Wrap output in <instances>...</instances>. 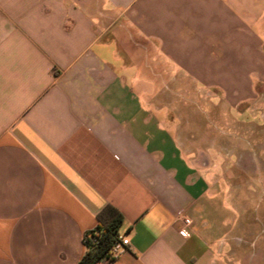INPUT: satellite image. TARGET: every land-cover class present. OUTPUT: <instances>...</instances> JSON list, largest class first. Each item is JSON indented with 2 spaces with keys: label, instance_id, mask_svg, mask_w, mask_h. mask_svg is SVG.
<instances>
[{
  "label": "crops",
  "instance_id": "obj_1",
  "mask_svg": "<svg viewBox=\"0 0 264 264\" xmlns=\"http://www.w3.org/2000/svg\"><path fill=\"white\" fill-rule=\"evenodd\" d=\"M197 87L264 101V0H0V264H77L106 206L110 264H264V145L213 190L180 137Z\"/></svg>",
  "mask_w": 264,
  "mask_h": 264
},
{
  "label": "rangeland",
  "instance_id": "obj_2",
  "mask_svg": "<svg viewBox=\"0 0 264 264\" xmlns=\"http://www.w3.org/2000/svg\"><path fill=\"white\" fill-rule=\"evenodd\" d=\"M189 94V99L180 98L179 101L183 119L182 146L189 157L202 168L206 167L215 183L221 181L222 185L214 186L213 190L222 194L226 192L234 199L236 178L242 179L237 161L244 156L245 163H248L258 154L259 142L264 145V136L255 134V131H264V101L228 105L223 101V90L212 88L203 90L197 87ZM255 94L264 98L263 89L255 90Z\"/></svg>",
  "mask_w": 264,
  "mask_h": 264
},
{
  "label": "trees",
  "instance_id": "obj_3",
  "mask_svg": "<svg viewBox=\"0 0 264 264\" xmlns=\"http://www.w3.org/2000/svg\"><path fill=\"white\" fill-rule=\"evenodd\" d=\"M122 224V214L114 207L106 206L96 216L95 228L83 235L85 253L77 264L113 263L115 259L110 255V249L120 240Z\"/></svg>",
  "mask_w": 264,
  "mask_h": 264
},
{
  "label": "built area",
  "instance_id": "obj_4",
  "mask_svg": "<svg viewBox=\"0 0 264 264\" xmlns=\"http://www.w3.org/2000/svg\"><path fill=\"white\" fill-rule=\"evenodd\" d=\"M179 235L183 238H189L190 233L188 231V224L185 222L184 226L179 230ZM119 242L114 244L110 249V255L115 259L119 254L124 252L129 246L127 239L120 236Z\"/></svg>",
  "mask_w": 264,
  "mask_h": 264
}]
</instances>
